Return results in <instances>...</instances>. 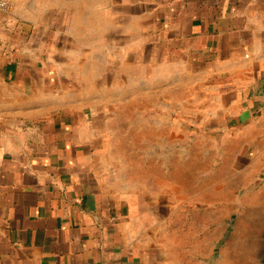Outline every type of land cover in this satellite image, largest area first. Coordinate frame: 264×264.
<instances>
[{
  "label": "crops",
  "instance_id": "0c3cea01",
  "mask_svg": "<svg viewBox=\"0 0 264 264\" xmlns=\"http://www.w3.org/2000/svg\"><path fill=\"white\" fill-rule=\"evenodd\" d=\"M162 1L154 23L174 21L154 33L178 60L246 64L245 75L264 86V0ZM48 5V0H14L10 12L0 13V264H264V249L257 248V240H264V189L253 199L233 202L232 216L219 214L208 235L210 243L227 236L246 247L226 246L218 253L213 248V256L203 258L192 255L202 247L208 255L207 237L193 247L185 236L177 245L175 233L168 232L167 239L148 224L158 222L159 203L141 219L133 201L120 199L108 182L112 169L96 165L102 152L95 136L79 138L78 118L64 107L66 92L36 90L38 81L46 86L49 71L59 77L47 57L46 33L53 24L43 27L58 9ZM148 5L133 6L142 13ZM51 106L61 109L48 113ZM100 123L88 118L87 132ZM166 207L169 221L175 202L168 200Z\"/></svg>",
  "mask_w": 264,
  "mask_h": 264
},
{
  "label": "rangeland",
  "instance_id": "374dc122",
  "mask_svg": "<svg viewBox=\"0 0 264 264\" xmlns=\"http://www.w3.org/2000/svg\"><path fill=\"white\" fill-rule=\"evenodd\" d=\"M48 2L58 15H49L43 24H53L46 33L51 42L47 57L59 77L49 71L46 86L38 81L36 90L66 92L64 107L78 118L79 138L95 136L102 152L96 165L112 169L108 182L120 199L133 201L141 219L145 209L159 203L158 222L148 224L167 239L168 232L175 233L177 245L185 236L193 247L207 237L208 255L202 247L194 249L202 253L193 258L212 257L213 248L218 253L226 246L246 247L227 236L210 243L208 235L219 214L232 216L233 202L253 199L264 189V108L256 106L264 103L261 82L245 75L246 64L235 68L178 60L154 33L158 25L166 29L174 21L154 23L162 0ZM137 3L149 5L141 13L135 11ZM59 109L51 106L47 112ZM93 117L101 123L88 133L86 122ZM230 118L241 123L227 128ZM141 198L150 202L141 205ZM168 200L176 210L169 221ZM214 206H219L215 216L202 211ZM257 241V248L264 249V240Z\"/></svg>",
  "mask_w": 264,
  "mask_h": 264
},
{
  "label": "built area",
  "instance_id": "2783aa9c",
  "mask_svg": "<svg viewBox=\"0 0 264 264\" xmlns=\"http://www.w3.org/2000/svg\"><path fill=\"white\" fill-rule=\"evenodd\" d=\"M14 0H0V13H8L12 10Z\"/></svg>",
  "mask_w": 264,
  "mask_h": 264
},
{
  "label": "trees",
  "instance_id": "16d2710c",
  "mask_svg": "<svg viewBox=\"0 0 264 264\" xmlns=\"http://www.w3.org/2000/svg\"><path fill=\"white\" fill-rule=\"evenodd\" d=\"M238 122L241 123V120L238 119H232L226 120L227 128H232L234 125H236ZM193 132H199L198 130H192Z\"/></svg>",
  "mask_w": 264,
  "mask_h": 264
}]
</instances>
